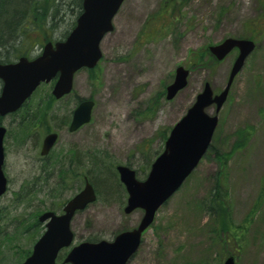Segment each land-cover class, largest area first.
I'll use <instances>...</instances> for the list:
<instances>
[{
    "label": "rangeland",
    "instance_id": "obj_1",
    "mask_svg": "<svg viewBox=\"0 0 264 264\" xmlns=\"http://www.w3.org/2000/svg\"><path fill=\"white\" fill-rule=\"evenodd\" d=\"M165 1L124 0L112 21V31L100 44L102 58L97 66L90 72H77L72 92L50 106L58 111L56 122L58 118L68 121L76 98L94 103L91 120L78 131L68 132L67 124L55 130L59 137L54 152L58 160L65 156L64 165L71 144L88 155L85 167L78 169L81 175L86 170L88 177L92 159L95 162L98 158L106 168L127 166L143 180L162 153L171 128L194 104L204 83L214 94L226 84L237 52L215 61L207 47L228 37L249 38L247 24L264 14V0H190L176 9L167 1L164 11ZM75 15L73 6L63 8L51 35L42 29L29 35L34 44L38 43L29 56L37 55L49 37L62 40L72 29ZM261 22L262 30L253 38L256 48L234 78L217 113L211 141L214 151L228 152L236 130L249 127L252 135L247 145L231 155L225 168L208 150L180 189L158 209L128 264H221L228 255L234 257L235 264H264V16ZM178 66L188 70L187 84L167 100L165 88L172 83ZM50 90V84L39 87L29 100L30 106L35 107L34 103ZM206 112L214 115V106ZM50 121L53 126L54 121ZM13 123L11 116L2 120L9 131L4 140L8 151L3 167L8 183L0 197V230L12 238L6 245L15 249L6 246L1 251L2 264H15V259L22 262L44 230L43 225L25 230L18 221L27 224L42 212L59 213L83 187L75 177L74 184L70 179L63 189L60 175L46 184L40 177L38 148L34 150L31 140L17 144L12 138L16 130ZM216 174L225 175L221 191L227 193L229 217L234 227L243 231L239 239L227 240L224 245L217 242L213 214L203 204L209 202ZM94 182L96 190L104 187L112 191L115 187L114 178L105 174ZM125 202V193L109 201L97 194V200L71 221L73 244L112 241L115 235L134 228L143 212L137 209L125 214ZM16 249L23 253L15 254Z\"/></svg>",
    "mask_w": 264,
    "mask_h": 264
},
{
    "label": "water",
    "instance_id": "obj_2",
    "mask_svg": "<svg viewBox=\"0 0 264 264\" xmlns=\"http://www.w3.org/2000/svg\"><path fill=\"white\" fill-rule=\"evenodd\" d=\"M123 2L82 0V11L65 39L45 43L41 54L33 59L20 57L14 62L0 63V117L20 109L42 83L55 80L51 94L56 99L69 94L74 74L81 69L95 68L102 58L100 43L112 31V21ZM234 49L238 50V54L224 88L214 94L210 85L204 83L194 104L171 128L164 149L151 164L146 178L140 181L129 167H116L119 181L127 193L123 211L129 214L141 209L143 215L139 223L131 230L117 234L112 241H86L72 246L63 263L128 264L157 210L180 188L208 150L218 123L217 113L227 99L235 76L255 49V43L250 39L228 37L208 47L209 53L217 61L223 60ZM188 73L182 66L175 69L172 83L165 88L167 100L186 86ZM93 105L92 100H83L77 105L72 113L69 131H75L90 121ZM211 106L215 108L214 115L206 112ZM5 133V127L0 126V197L7 190V179L3 172ZM55 139V133L44 138L41 154L50 150ZM95 201L94 188L86 181L83 189L64 204L62 214L57 215L52 211L42 213L38 221L45 223V231L21 264H55L58 252L70 247L74 241L70 227L73 217ZM222 264H235L234 258L229 256Z\"/></svg>",
    "mask_w": 264,
    "mask_h": 264
},
{
    "label": "trees",
    "instance_id": "obj_3",
    "mask_svg": "<svg viewBox=\"0 0 264 264\" xmlns=\"http://www.w3.org/2000/svg\"><path fill=\"white\" fill-rule=\"evenodd\" d=\"M167 1L173 2L172 8L176 9L183 6V2L190 0H166L163 2L161 9L165 8L164 6ZM177 1L179 3H176ZM6 2V7H4L0 13V63L2 64L13 62L21 56L29 57L30 49L33 48V46L38 45V43H33V38L29 35L32 33L36 35L38 33V29H42L44 32H47L48 30L51 35L56 29L54 20L63 8L66 9L73 6V10H75L76 13L75 19L82 11V0H6ZM163 10L166 11L165 9ZM263 16L264 14L258 16L256 20L250 21L247 24V28L251 34L248 36L249 38L253 39L254 35L260 34L262 30V28L260 29V25L262 23L261 18ZM74 25L75 21L71 24V28H73ZM68 33L69 32L66 31L64 36ZM48 40H52V38L49 37ZM88 71L90 72L91 70ZM44 97H47L48 101L46 107H42L44 108L43 110H38V107L36 108L34 106H30L29 102L28 104L26 103L19 111L11 114L12 117H14L13 124H16V130L12 133V138L17 144H20L22 140L27 139L32 132V127L29 123L23 125L22 123L27 121L35 123L36 121H41L43 119L49 122V120L53 121L56 119L55 112L58 111L51 109V105H48V103L51 104V102L54 101L51 93H47ZM76 100L78 101L79 98H76ZM59 120H62V118L57 119V121ZM1 121L2 118L0 117V124ZM251 132V128L249 127L236 130L234 133L235 140L231 144L228 152L214 151L213 145L211 146L210 144L208 150L215 154V159L221 168L226 167L228 160L234 152L243 149L247 145L248 139L252 135ZM77 169L78 168L76 166L74 173L77 172ZM88 171L89 182L93 185L96 193L104 201H109L114 198L118 199L122 193H125L124 187L119 182L117 177L116 170L110 167L106 168L98 158H95V162L92 159L91 170ZM104 174L108 175V177L114 178L115 180V187L112 191L109 189L105 190L104 187H102L103 191L99 188L96 190L94 186L95 182L93 183V180L95 179L96 181L97 178L104 176ZM217 174L221 175V173ZM216 175L214 186L209 194V202H204L203 204L205 205L206 211L209 214H213L214 223L216 224V228L214 230L218 237L217 242H220L219 245H224L223 243H227V240L235 239L236 241L239 239L243 235V231H240L239 227H234L229 217V208L226 204L227 193H222L221 191L223 187L225 188V183L223 181L225 175L222 174L221 177H218V175L216 177ZM65 184H67V181L63 184L61 183L60 186L63 187V189H66ZM262 189H264V187H262ZM18 223L22 224L25 230L29 228H38L37 216L27 224L22 223V221H18ZM0 235V264H2L3 260H1V251L5 249L6 246L9 247L6 244H10L12 242V238H10L7 232L2 229L0 230ZM9 248L15 249L13 246H10ZM15 251L18 252L20 250L16 249ZM27 254H29V252H27L26 255ZM19 262L20 261H17L16 263L18 264Z\"/></svg>",
    "mask_w": 264,
    "mask_h": 264
},
{
    "label": "flooded vegetation",
    "instance_id": "obj_4",
    "mask_svg": "<svg viewBox=\"0 0 264 264\" xmlns=\"http://www.w3.org/2000/svg\"><path fill=\"white\" fill-rule=\"evenodd\" d=\"M53 99H54V97H53ZM63 99H64V97H62L60 99H54V101H52L51 104L48 103V105H53L55 102L56 103L61 102ZM79 99H81V98H79ZM81 100H78L77 103L79 101H81ZM47 101H48L47 97H40L38 99V101L36 103H34V105H35L36 108L38 107V110H40V109L43 110L44 108H42V107H46ZM75 107H74V109H75ZM73 110L71 112V115H70L68 121L64 122L62 120H59V121L55 122V120H53L54 121L53 126L51 125V121L50 120L48 122V121H45V119H43L41 121H36L35 123H32V121H27V122L22 123V125L29 123L31 125V127H32L31 128L32 132L29 135V137L27 139L22 140V142L20 144H24V143L27 144L31 140L34 143L32 145L35 146L34 150H36L38 148L36 150V152L38 151L37 159H38V162L40 163V171H41L40 177L46 182V184L52 178H54V177H56L58 175H60L59 178L61 180V183H64L66 181L68 183L70 181V179H73L72 183L74 184V178L75 177H77L75 179V181H78V180L81 181L83 186H84L86 181H89V179L87 177L88 172L86 170H84L83 175H81L78 172V169L81 168V167L84 168L86 163L88 162V160H87L88 155H86L84 152L82 154L80 152L81 151L80 148L76 147L74 144L70 145V148L67 150V164L66 165H64V162H65V158L64 157L65 156L61 157L58 160V158L56 157V154L54 152V148L56 146V143H57V140H58V137H59L58 132L55 131V130L60 129V128L64 127L65 124H67L66 127H67L68 132L74 133V132L78 131L82 126L85 125L84 124V125L80 126L75 131H72V132L69 131V125H70V122H71V117H72ZM10 116L12 117V115H8L6 117H3L2 120L6 119L7 117H10ZM0 125H3L2 121H1ZM8 131H9V129L6 128L5 138H6L7 134H8ZM51 133H55L56 134L55 142H54V144L52 145V147L50 148V150L46 154H41L43 140L48 134H51ZM7 151L8 150H6V148L4 147L5 157H6V154H7L6 152ZM58 166H60V167L58 168ZM76 166H77L78 169H77V172L74 173ZM3 172H4V167H3ZM59 213L60 214L62 213V209H61V211ZM59 213H57V214H59ZM38 217L39 216H37L38 226L43 225V227L45 228L44 223H39ZM35 242L36 241L33 242V245H34ZM33 245H32V247H33ZM31 250H32V248H31ZM31 250L27 251V252H29V254H30ZM69 250H70V248H63V249H61L58 252L57 257H56V264H64L63 260L66 257V255H67ZM65 251H67V252H65ZM20 252L23 253L21 250H20ZM27 252H25V257L23 258L24 260L29 255V254L26 255ZM15 254H17V251H15ZM59 261H61V263H59ZM16 262H17V260L15 259V264H17ZM20 263H18V264H20Z\"/></svg>",
    "mask_w": 264,
    "mask_h": 264
},
{
    "label": "bare ground",
    "instance_id": "obj_5",
    "mask_svg": "<svg viewBox=\"0 0 264 264\" xmlns=\"http://www.w3.org/2000/svg\"><path fill=\"white\" fill-rule=\"evenodd\" d=\"M6 0H0V13L2 12L3 8L6 7Z\"/></svg>",
    "mask_w": 264,
    "mask_h": 264
}]
</instances>
